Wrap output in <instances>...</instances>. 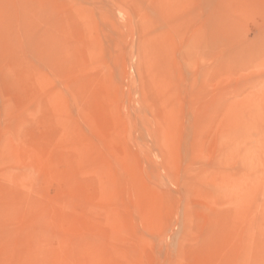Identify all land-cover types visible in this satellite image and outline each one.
I'll use <instances>...</instances> for the list:
<instances>
[{
    "label": "rangeland",
    "instance_id": "374dc122",
    "mask_svg": "<svg viewBox=\"0 0 264 264\" xmlns=\"http://www.w3.org/2000/svg\"><path fill=\"white\" fill-rule=\"evenodd\" d=\"M0 264H264V0H0Z\"/></svg>",
    "mask_w": 264,
    "mask_h": 264
}]
</instances>
